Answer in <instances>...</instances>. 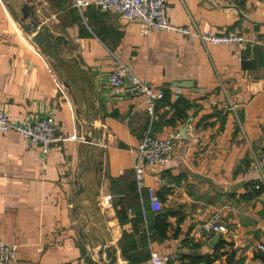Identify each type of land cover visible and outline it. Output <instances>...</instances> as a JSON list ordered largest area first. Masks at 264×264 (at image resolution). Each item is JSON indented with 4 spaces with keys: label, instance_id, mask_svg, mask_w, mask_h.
I'll use <instances>...</instances> for the list:
<instances>
[{
    "label": "crops",
    "instance_id": "crops-1",
    "mask_svg": "<svg viewBox=\"0 0 264 264\" xmlns=\"http://www.w3.org/2000/svg\"><path fill=\"white\" fill-rule=\"evenodd\" d=\"M72 1L0 0V108L14 120L52 114L62 137L43 156L0 132V239L19 246L16 264H101L103 242L116 264H148L152 251L177 254L175 264H264V191L249 197L253 183L264 187V0H167L174 24L237 31L240 46L143 35L140 23ZM24 4L62 63L21 27ZM113 54L131 71L119 89L107 83ZM132 75L164 93L153 134L180 135L173 158L146 176L167 217L136 190L134 151L151 116ZM219 210L228 232L209 235L201 225Z\"/></svg>",
    "mask_w": 264,
    "mask_h": 264
},
{
    "label": "built area",
    "instance_id": "built-area-1",
    "mask_svg": "<svg viewBox=\"0 0 264 264\" xmlns=\"http://www.w3.org/2000/svg\"><path fill=\"white\" fill-rule=\"evenodd\" d=\"M233 3L242 0H230ZM99 6L102 10L117 13L128 23H140L141 33L150 35L153 31H176L199 37L204 42L213 44H233L240 46L244 41L237 31L229 32L225 35H216L211 32L200 33L191 32L187 27L180 26L171 22L167 15V0H73L72 6L82 9L87 6ZM115 67L108 76V85L111 88H122L126 78L131 74L129 66L114 55ZM130 90H135L143 94L146 109L151 116L149 126L144 133L137 149L134 151V171L136 179V190L141 195L147 189L151 207L155 211L162 210L163 202L157 191L146 184L147 170L149 166L160 165L171 160L176 150V139L179 133L170 134L167 137H159L153 134V116L155 107L159 100L164 97V93L157 91L147 82L133 76L129 81ZM180 89L177 93L180 95ZM16 132L27 143L40 150L43 156L51 153L53 145L62 137L59 135L60 126L52 114H40L34 117H27L21 120H14L9 113L0 108V132ZM261 180L264 181V166L260 167ZM221 211H216L207 218L201 225V229L211 235L213 232L227 233L228 227L221 223ZM260 251L264 252V244L257 245ZM19 246L9 244L0 239V264H16L19 258ZM178 259L177 254L160 255L152 251L148 264H175ZM65 264H81L69 262Z\"/></svg>",
    "mask_w": 264,
    "mask_h": 264
},
{
    "label": "water",
    "instance_id": "water-1",
    "mask_svg": "<svg viewBox=\"0 0 264 264\" xmlns=\"http://www.w3.org/2000/svg\"><path fill=\"white\" fill-rule=\"evenodd\" d=\"M26 8L29 9V7L27 5L24 4V6H22L21 8V12L23 14L22 18H18L16 12L14 11V9L12 8V11L15 15L16 18H18V21L20 22L21 27L30 35L32 36L33 40L36 42V44L41 48V50L49 55L54 63H62L63 59L59 57V54L57 52V48H58V42L56 41L57 39H55L54 37H52L50 34H47L43 31V29L39 28V24L35 21H31L29 23L25 22V19L30 15L27 14L28 12L26 11ZM115 14V18L116 20H119L120 15L117 13ZM190 127L187 125L186 128L184 130H182L181 132V136L182 137H188L190 136V134H188L189 132L187 131ZM93 139H94V131L89 132V134H87L85 136V141L92 144L93 143ZM80 188H83V185H80ZM221 237V234H217L215 236V238L213 239V241L218 240ZM106 243L103 242L101 244V248L100 251L97 252V254L99 255V263L101 264H116V254L114 251L111 250L110 247H106L105 246ZM105 253V255H104Z\"/></svg>",
    "mask_w": 264,
    "mask_h": 264
},
{
    "label": "trees",
    "instance_id": "trees-1",
    "mask_svg": "<svg viewBox=\"0 0 264 264\" xmlns=\"http://www.w3.org/2000/svg\"><path fill=\"white\" fill-rule=\"evenodd\" d=\"M56 68H57V70L60 71V69L57 66H56ZM156 107H157V105H156ZM156 107H155V111H156ZM155 111H154V113H155ZM256 185H258V188H255ZM252 186H253V189L250 191L249 197H252L254 195H259L260 193H262L264 191V187L259 182L258 183L257 182L253 183ZM162 210H163V208H162ZM162 210H159V212H160L159 216H163V217L166 216L167 217L169 212H164ZM200 259L209 261V259L207 257H201Z\"/></svg>",
    "mask_w": 264,
    "mask_h": 264
},
{
    "label": "rangeland",
    "instance_id": "rangeland-1",
    "mask_svg": "<svg viewBox=\"0 0 264 264\" xmlns=\"http://www.w3.org/2000/svg\"><path fill=\"white\" fill-rule=\"evenodd\" d=\"M52 59V58H51Z\"/></svg>",
    "mask_w": 264,
    "mask_h": 264
}]
</instances>
